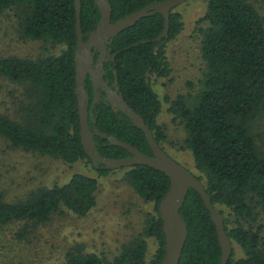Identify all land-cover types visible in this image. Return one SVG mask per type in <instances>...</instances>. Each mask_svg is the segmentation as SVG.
<instances>
[{
    "label": "trees",
    "instance_id": "trees-1",
    "mask_svg": "<svg viewBox=\"0 0 264 264\" xmlns=\"http://www.w3.org/2000/svg\"><path fill=\"white\" fill-rule=\"evenodd\" d=\"M95 0H82L81 25L84 40L100 18ZM111 21L123 18L154 2L163 0H109ZM200 27L201 52L205 68L194 104L179 95L171 101L169 111L185 125V144L192 151L196 167L204 173V182L212 203L224 205L230 214L224 215L229 238L240 245L245 256L228 264H264L262 226L253 229L241 221L254 223L264 216V148H260L250 129V123L264 115V18L247 0H207ZM16 9L19 28L30 39L52 38L66 44L59 55L36 60L19 57L0 58V75L16 81H29L36 97L33 119L18 122L0 115V135L13 146L61 158L69 165L79 160H91L85 153L78 114L75 51L77 46L75 0H0V14ZM164 15L160 12L126 27L114 39L111 47L118 52L117 70L120 92L127 103L150 125L161 145L164 130L157 122L161 102L149 80V74L168 76L171 72L166 44L177 37L184 23L180 12L170 13L168 35L163 32ZM90 93V79L86 80ZM96 124L90 114L89 123L104 133L131 143L147 155H153L145 133L122 112L104 103L93 109ZM100 152L110 158H124L130 153L107 139L95 136ZM92 163V162H91ZM93 165V164H92ZM127 168L126 177L135 191L155 203L156 215L147 219L144 235L154 236L158 249L150 263L147 242L141 237L125 244L111 262L82 247L66 254V264H160L165 255V235L158 207L170 188V179L162 171L143 164ZM100 175L111 169L96 168ZM114 170V169H113ZM98 178L75 173L64 184L37 190L27 201L7 202L0 199V224L28 220L48 221L61 206L78 216H85L96 205ZM188 224L189 235L179 264H219L222 248L216 225L201 195L190 189L181 208ZM236 225H230L229 216Z\"/></svg>",
    "mask_w": 264,
    "mask_h": 264
},
{
    "label": "rangeland",
    "instance_id": "rangeland-1",
    "mask_svg": "<svg viewBox=\"0 0 264 264\" xmlns=\"http://www.w3.org/2000/svg\"><path fill=\"white\" fill-rule=\"evenodd\" d=\"M264 18V0H247ZM207 0H187L175 8L184 23L180 34L166 44V55L171 72L168 76L149 74L161 108L157 122L164 130L163 149L197 176L204 173L196 167L192 151L187 148V132L181 119L169 111L171 101L179 95L187 97L193 105L205 68L201 52L200 27L206 25L203 17ZM16 9L0 14V58L19 57L36 60L59 55L66 44L48 37L30 39L19 28ZM36 97L29 81H16L0 75V115L21 122L33 119ZM250 129L260 148H264V115L250 123ZM127 168L114 169L100 175L88 159L69 165L61 158L37 151L15 147L0 135V199L15 203L27 201L33 193L44 187L64 184L75 173L98 178L97 203L85 216H78L61 206L44 223L15 220L0 224V264H66V254L82 247L111 262L125 244L141 237L147 242V260L152 261L158 249L154 236L144 235L147 219L156 215L155 203L141 197L128 182ZM225 215L230 209L218 205ZM230 225H236L235 216H229ZM244 226L256 229L262 226L264 247V216L254 223L241 221ZM234 259L245 256L244 249L233 242Z\"/></svg>",
    "mask_w": 264,
    "mask_h": 264
},
{
    "label": "water",
    "instance_id": "water-1",
    "mask_svg": "<svg viewBox=\"0 0 264 264\" xmlns=\"http://www.w3.org/2000/svg\"><path fill=\"white\" fill-rule=\"evenodd\" d=\"M186 1L187 0H163L154 2L112 22V5L110 1L95 0L94 3L99 9L100 18L96 27L89 32L88 39L85 41L81 25L82 0H75L77 20L76 31L78 38L75 51V93L78 103L80 135L85 153L95 168H99L101 165L105 169L113 170L121 167L143 164L162 171L169 177L170 188L158 207L165 235V255L160 264H179L181 260L185 243L189 235L188 224L181 214V208L191 188L201 195L216 225L218 239L222 248V256L219 264H228L233 251L232 240L229 238L225 229L224 215L216 205L212 203L204 182L163 149L155 139L150 125L125 101L123 95L119 94L117 91L110 90L111 87L108 86L103 78V56L95 63V54L98 49L101 51L104 49L106 50V43L112 42L126 27L132 26L141 18L155 14L156 12H160L164 15L165 24L163 32L155 40L159 41L166 37L170 27L171 11ZM88 77L91 78L94 84L96 100H98L100 96L98 88L102 84L103 87L108 90V99L113 108H119L121 112L129 117L136 127L140 128L145 133L153 155H147L131 143L122 141L112 134L104 133L96 126L93 128L90 126V95L86 88V80ZM93 122L96 124L95 120H93ZM95 135L107 139L112 145L123 147L129 151L131 156L124 158H110L104 156L98 149Z\"/></svg>",
    "mask_w": 264,
    "mask_h": 264
},
{
    "label": "flooded vegetation",
    "instance_id": "flooded-vegetation-1",
    "mask_svg": "<svg viewBox=\"0 0 264 264\" xmlns=\"http://www.w3.org/2000/svg\"><path fill=\"white\" fill-rule=\"evenodd\" d=\"M87 39H88V37H87ZM112 43H113V41L106 43V46H107L106 50L104 49V50L101 51L100 49H98L96 51L95 63H97V61L103 56V78H104V81L107 82L109 87H111L110 90L117 91L119 94L122 95V93L120 92V86L118 85L117 70L115 69L118 52L113 50V48L111 47ZM88 78L90 79V93H89V95H90V104H91L90 108L93 109L96 104L104 103L105 105L110 106L116 112H118V111L121 112V110L119 108H113L111 102L108 99L109 98L108 90H106L103 87L102 84L98 88V91H100V96H99L98 100H96V90H95L94 84H93L91 78L90 77H88ZM90 104H89V106H90ZM90 114L92 116V121L95 120L92 111H90ZM129 156H131V154L128 155L127 157H129ZM100 167H102V166L100 165Z\"/></svg>",
    "mask_w": 264,
    "mask_h": 264
}]
</instances>
